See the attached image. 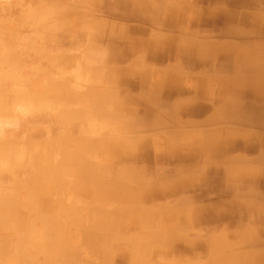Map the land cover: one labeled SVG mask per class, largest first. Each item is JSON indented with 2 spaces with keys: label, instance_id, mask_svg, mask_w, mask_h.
I'll return each mask as SVG.
<instances>
[{
  "label": "bare ground",
  "instance_id": "bare-ground-1",
  "mask_svg": "<svg viewBox=\"0 0 264 264\" xmlns=\"http://www.w3.org/2000/svg\"><path fill=\"white\" fill-rule=\"evenodd\" d=\"M194 1L198 3L207 2V0ZM230 1L231 3L233 1L235 5L239 3L249 6L256 4V0ZM101 6L102 5L95 6L97 9H95V7H92L93 9L90 8L88 14L93 10L95 12L99 11ZM130 7L131 11L126 15L127 17H130L131 20L142 18L147 19V17L151 18L149 15L136 13L135 4L132 5L130 3ZM181 8L183 9L184 14L189 15V18L191 19L198 14L197 11L184 6L180 7V10H177L176 6L167 9L162 25H164L168 31H174L175 29L180 31V28L183 25ZM239 9V7H235L234 12L228 19L212 14L206 16L203 15L199 19L205 17L206 19L204 20H206L207 23H222L225 24L226 28L227 26H231L229 27L231 29H223L221 31L223 34H237L240 37H244L245 40L248 39V35L260 37L264 30V23H262V19L259 18L262 16L245 14L240 18V15L238 14ZM87 15L84 17H79L77 15L75 18L73 10H68L67 8L64 10L60 9L58 12L56 9L50 10L47 15V20L52 26L46 31V36L51 37L55 35L56 31L59 29L70 28L79 35L80 31L84 29V27H87L89 29V33H87V35L90 36L89 39H93L95 34H98L100 35L102 43L105 44V47L108 44L115 45L116 42L118 43V38L114 31L110 30L108 31L109 33L106 32V29H104L105 27L101 26V22H98V25L93 27L96 24L93 23V21H90L91 18H86ZM169 16L172 17L171 20H168ZM23 18L26 21L29 20L26 14H23ZM151 20L158 22L159 17L155 18L153 16ZM30 23H32L31 20ZM33 23H35L34 20ZM190 25L192 27L196 26L195 23ZM192 27L186 29L184 32L191 33ZM238 28L242 29L238 31ZM71 33L69 34L66 32L63 37L70 38L72 37ZM185 43H190V45H185ZM74 45L75 44L72 45V48L74 49L80 47V45ZM165 46L173 47V50L169 51L166 55L163 52ZM190 47L192 49H189L190 51L187 52ZM82 48L83 51H86L84 47ZM108 49H110V51L106 57H104L105 61L113 59L114 56H116V58L120 57L119 55L121 52L113 55L114 49ZM144 49L148 51V55L144 54ZM125 51L126 54H124L126 56H124V58L127 62H129V60L133 61L140 59V57H148L147 60L152 61L154 64H158L164 60L171 61L175 59L185 62L188 66L195 68H203L205 64L199 62L194 65L192 58H196L199 53L210 54L213 61L220 64L219 66L223 72L232 71L241 76H238L237 79H230L223 77L215 78L213 75L207 78L193 77L189 75L188 79L191 80V84L194 86V90L191 93L192 95H189L187 94V90L171 84L172 82L169 81L168 75H166L165 72H162L161 75L157 74L158 77L153 76L150 72L147 75L138 73V77L141 76L139 79L137 78V75L133 73V77L138 80L134 82L132 81L133 79L129 78L128 73H126L127 70L125 72L122 71L124 76L120 72L118 74L119 78L126 86H129V90L123 91V93L119 95L120 98L118 101L123 104L136 102L146 106L140 108L138 111L125 110L123 108H118L117 105H113L116 102L115 97L113 100L101 97L100 95L94 98H89L84 96V94L77 93L76 96H78L79 102L76 109L63 115L58 113L53 119V124H59L64 128L66 134L64 141L62 140L64 144L71 145L72 143L79 142L80 138H73V136H82L79 153L77 150L69 152L67 156L68 158H66L67 161L58 166V172H68L71 174V183L80 186L81 190L86 194V200L90 202H93L96 199L94 188L103 186L99 180H93L95 172L98 171L100 175L107 174L111 176L115 181L107 186L108 189L111 190L108 201L111 204L110 206L116 205L119 209L104 210L96 208L82 213L74 205L65 207L60 204L61 207L55 210H52L53 208L49 210L48 207L44 206L48 202H43V191L40 193V196L37 195L38 192L34 193L29 210H26V207L23 208L15 204L11 205L8 211L4 210V214L0 215V238L3 241L9 240L5 236L9 237L10 234H13L12 238L15 244V252H18L17 254L15 253V258L8 260V263L5 261V264H44V262L39 261L41 254H48L53 258H56L65 252H68L67 256H64L65 258L63 262L57 261L58 264H78L77 258L79 259L81 256L80 252H82V248H86L90 252H99V256L104 257V251L112 242L114 244L116 243V245L118 244L122 246L123 249H127L130 252L142 249L143 244L145 243V247L148 249V255L150 253L159 254V259L155 260L156 264H164V255L174 251L173 246L168 244V242H165L164 238H167V235H169L168 232L174 231V228L179 226V224L175 221H171V218L167 220V217H170L171 214L157 216L156 214L149 213L145 209V205H155L154 208L157 209L162 205L165 197H173L176 193L179 195L167 199L164 201V204L170 206L171 204L176 203L204 200V198H206V193L212 192V189L218 191L219 195H224L223 193L229 192L232 194V197L246 193L249 190H251V192H260L264 190L263 169L252 165L242 166L236 163L240 159L241 153H243L245 147L252 148L261 158L264 157V134L263 136H251V134L247 133L248 130H238L237 128H233L235 126H228L224 123L228 120L239 122V117L244 114L245 108L250 106L253 109H258L257 112L253 114L254 121L259 125L264 126V76L261 77L258 76L261 74L253 73L254 71H257L258 68L263 67L260 63L261 60L258 61L257 58H261L262 61H264V42L256 40L255 45L252 47H238L237 45H233L231 47L223 48L219 46L216 49H213V51H209L206 46L195 49L191 46V42H188V40H182L181 43L178 41L176 35H169L167 38L163 39L161 43H155L149 48H146L144 44L129 43L127 44ZM96 54L89 55L83 53L82 57L84 58L80 61L84 64L81 65L77 72L69 69L66 65H49L48 67L51 71V76L49 77V85L47 89L36 90L38 93H36L37 97L34 96L35 99L32 97L27 98L29 92L28 96L25 98L26 100L29 99L28 101L31 102L30 107H28L29 111L32 112L31 114L44 115L49 108H52L54 103L58 102V100H56L53 104L51 103L56 99L54 97L57 96L58 91L65 90L67 93H73L76 92L77 88V92H79V89L85 88V85L87 84H89V86L92 85L93 87V85L96 84L95 82H97L94 77L98 76V70L90 68L97 67L98 63L96 61ZM257 62H259V64ZM13 71L14 70L11 68L10 70L7 69V72L0 71V98L4 93V85H6L4 83L9 80H17ZM111 72L113 73V71ZM111 72L109 71L107 73L111 74ZM248 73L251 75H246ZM86 74L88 82H86ZM57 76L60 77V79H58ZM149 76L152 77L153 81L149 82ZM207 79H211V84L207 85ZM115 81L117 83V80ZM24 84L26 85V83ZM102 84H104L103 87L110 86L107 80ZM96 88L98 89V87ZM161 90H164V101H161L159 96L156 95L158 94L157 92H161ZM208 90H210V92H208ZM97 91L98 90H96V92ZM25 95L26 93L20 96L24 97ZM47 96L51 97L53 100L49 102ZM186 96H195L203 102H200V104L192 103L188 105H184V103L180 102H169L175 97L181 98ZM206 101H209V104ZM8 103L7 106L6 100L4 103L0 102L1 113L8 111L10 101ZM157 104L162 105L160 109H156ZM216 108L217 111H215ZM209 123H212V126L216 123H223L225 125H215L216 127L183 131L184 128H191L192 126L200 127L201 125ZM176 127H181L182 129L178 130ZM49 131L50 128H48V132ZM134 132L148 134L156 133V135L149 139L143 140L141 138L142 141L138 142L134 137L129 136V134ZM99 133H104L105 135L100 136ZM4 140L6 141V139ZM8 141H10V139ZM148 149L153 150L155 154L154 160L157 159V162H160V164H162L163 161L171 162L172 164H178L179 161H190L194 167H199L201 165L203 172L201 171L198 177L184 176L177 180L166 181L161 185H157L159 188H141L138 184L142 182L139 179V177H141L142 168L144 167L142 158L147 156L146 153ZM76 155L78 156L77 158H75ZM39 161V159L30 155L28 147L22 146L16 148L8 146L7 144H0V170H2V172H9L20 165L22 167L27 165H38ZM229 162L231 165H226V163ZM44 166V163H41L40 166L38 165L39 170L37 172L38 175L36 176L47 182L44 176L46 174ZM205 173L207 175L204 176ZM121 177L122 179L130 178V180L127 181L128 183L116 181ZM131 179L139 180L140 183H133ZM200 179H204V181H202L203 188L198 192L196 190L197 188H194L193 185ZM34 183V180L28 182L30 186H34ZM226 198L227 201L213 202L208 205V208H197V211L204 215L201 218L199 215L197 216L196 214L194 215V213H191L189 215L191 228L193 229L196 227V229L200 231V234L206 236L208 233H211V231H215L216 233L222 231V229L226 227H240L249 222H251L250 225H252L253 222L258 223L259 225H264V213L262 208H258V205L255 202L244 199ZM27 216H29V219ZM31 216L34 217V219H32ZM48 216L49 219H46ZM38 217L40 219H35ZM200 221L207 223L205 228L200 229L201 226L199 228H197L198 225L195 226L196 222L201 224ZM13 223H15V225L18 224L16 230H11L9 226L7 227L8 224L11 225ZM137 224L150 230V234L152 233V235L156 237L154 238V242L153 240L150 242L145 240L147 239L145 237V239H137L140 238L139 236L136 237L134 243L125 245L121 244L120 241L123 238L122 235L130 233H135L136 235L139 233L137 230ZM164 224H167L166 226L169 229L167 232L162 229V226H165ZM36 229L45 230L50 239L60 242L63 245L57 246V244H47L43 238H41V241L43 240L44 244L36 247L34 245L31 246L23 243L24 240L22 236L26 235V238L28 239L31 237L33 238V233ZM99 232L102 235L98 236ZM73 234L79 242L78 249H72L68 243V235L72 236ZM221 234L222 235L218 239L214 238V240L211 241V245L210 242L207 244L208 250L212 252L214 251V253L209 256L205 264H264V250H260L253 254L250 253L251 255L245 253L242 249H240L241 252L238 253H236V250L234 254L221 251L222 248L229 249L232 247H240L249 243L260 244L264 241V230L248 229L244 231L238 230L236 232H224ZM170 236L172 237V234ZM39 240L36 238L33 241ZM7 243L8 242L5 241V244ZM257 247L258 246H256V248ZM204 248L206 247H202V249ZM20 251H23L21 255L19 254ZM174 253L177 254L178 252L175 251ZM144 256V254L138 251L135 258H137L138 261H142ZM173 258L174 259L171 258V260H175V263L178 264V258ZM151 264L153 263L151 262Z\"/></svg>",
  "mask_w": 264,
  "mask_h": 264
},
{
  "label": "rangeland",
  "instance_id": "rangeland-1",
  "mask_svg": "<svg viewBox=\"0 0 264 264\" xmlns=\"http://www.w3.org/2000/svg\"><path fill=\"white\" fill-rule=\"evenodd\" d=\"M66 1L67 0H44V1L43 0H0V71L7 72V69L10 70L11 68L14 70L13 72L17 79L15 81L9 80L4 83L6 84L4 85L5 87L4 93L2 94L1 97L2 99L0 98V102L2 103H4L6 100L7 106L9 104L8 102L10 101V107L8 111H5L3 113L0 112V144L3 143V144H7L8 146L16 147V148L22 146L28 147L30 155L40 160L38 165L40 166L41 163L45 164L44 167L46 170L45 171L46 174L44 176L45 179L47 180L46 182L45 180H41L38 176H36L38 175L37 172L39 170L37 164L27 165L23 167L21 165L19 166L18 164L19 167L17 168L20 167L22 168L20 169L14 168L9 172H2V170H0V173L1 174L3 173L2 175L0 174V179H2L0 180V215L4 214L3 213L4 210L8 211V209H10V206L15 204L23 208L26 207V210H29L34 193L38 192L37 195L40 196V193H42V191H43L42 195H44L43 202L45 201L48 202L44 206L48 207L49 210L52 208H53L52 210H55L61 207L60 204H62L65 207L74 205L82 213H85L87 210L96 209V208L104 209V210L119 209L118 206L116 205L110 206L111 204L108 201L109 196L111 194V190L108 189L107 186L112 184L113 181H115L111 176L107 174H104L102 176L97 174L98 176L97 175L93 176L94 177L93 180L95 181L99 180L103 186L94 188V193H96V199L93 202H90L86 200L85 198L86 194H84L85 192L81 190L80 186L71 183L72 181L71 174H69L68 172H61V173L58 172V166L64 164V162L67 161L66 158H68L67 156L69 152H73L74 150H77V152L79 153L81 148L80 141H82V136L72 135L73 138L79 137L80 141L78 139L79 142H75L74 144L73 143L71 145L64 144L63 141L66 135L64 132V128L59 124H53V119L54 116L58 113L63 115L66 114L67 112H71L76 109L79 102L78 96H76V92L78 91V88L76 89V92H73L75 93L74 95L73 94L71 95V93H67L65 90L58 91L57 96L59 98L55 96L54 98L56 99H54V101H52L53 99L51 97L47 96L48 97L47 100L49 102L52 101L51 102L52 104L53 102H56V100H58V102L54 103L52 108H49L47 112L44 113V115L31 114L32 112H30L28 109V107H30L31 102L28 101L29 99L28 100L25 99L28 96V92H29V96L27 98L29 97L34 98V96H36V93H38L36 92V90L47 89L49 85V77L51 76V71L48 67L49 65H59V64L66 65L69 69L75 72H77V70H79L80 68L78 61L80 57V50H79L80 47L76 49L72 48L73 44H75L74 46L80 45V39L78 34H76L70 28V29H59L56 31L55 35L51 37L46 36V31L52 26L51 23H48L47 20L48 18L47 15L49 11L56 9L58 12L60 9L64 10L66 8H71L72 7L70 4L71 2L79 3V0H74V1L69 0L65 4ZM23 14H26L29 20L27 21L24 20ZM30 20L32 21V23H30ZM33 20L35 23H33ZM110 21L107 24H111ZM66 32H68L69 34L71 33L72 37L64 38L63 36H65ZM248 36H247L248 39L245 40L246 43L254 46L256 42L255 36L254 37L251 35ZM251 38L255 39L254 44H251L249 42L251 40H254ZM87 41L90 40L87 39ZM185 45H190V43H185ZM203 46L205 45L202 46L199 45V47H203ZM58 79H60V77H58ZM24 83H26V85ZM25 93L26 95L24 97L20 96ZM257 110L258 109H253L250 106L246 107L244 114L239 117L240 118L239 122L235 120H228L224 123L227 124L230 122H236L242 125H247V124L259 125L253 119L254 118L253 114H255ZM48 128H50V131L52 133L50 131L48 132ZM243 128L251 131H259V132L264 131L263 128H257L253 126H245ZM238 130L246 131L241 128H239ZM247 133L254 134L255 136H259V134L256 132L252 133L247 131ZM99 135L102 136L103 133H99ZM4 139H6V141ZM9 139L10 141H8ZM77 157L78 156L76 155L75 158ZM245 159L254 160V161L262 160L264 163V157L261 158L259 154L250 147L248 148L245 147L243 149V153H241L238 162L245 161ZM142 161L144 167L142 168L141 177H139V179L140 181H142L141 183L145 184V182H150L151 178L149 176L146 177L143 174V171L147 168L148 164L152 163V161L148 160L146 157H143ZM155 161L157 165L160 164V162H157V159ZM229 164L230 162L226 163V165ZM154 166L155 165L153 164L151 167H148L146 170L147 173L152 174L153 171L155 170ZM159 166H161V164ZM188 167L189 168L193 167L190 161H185V162L179 161L178 164H172L171 162H167V169H162L161 171L158 170L160 173L159 176L166 178L175 174H181ZM121 178L116 181L123 182L124 180L122 181ZM30 180L31 181L34 180L35 182L34 186H30V184H28V182H31ZM126 180H130V178H126ZM131 181L133 183H140L139 180H135V179H131ZM125 183L128 182L126 181ZM212 193L213 191L206 193V198H204V200L209 201L208 198L210 197L214 199L213 200L210 198L212 200L211 203L227 201L226 197L235 198L239 200H243V199L250 200L252 202H255L258 205V208H262V211L264 213V190L260 192L257 191L251 192V190H249L248 192L243 193L241 195H235V197H232V194L229 192L223 193L224 195H219V192L214 190V194ZM178 195L179 194L176 193V195H174L173 197H176ZM173 197H165L163 199L162 205L168 206L167 204H164L165 203L164 201ZM166 203H170V202H166ZM182 203L171 204L170 206L172 205L176 206ZM198 204L199 206H202L201 205L202 202H198ZM154 206L155 205H153V207ZM145 209L148 212L151 211L150 210L151 208H145ZM166 209H170L169 211L176 212L178 215L181 214L179 215L181 216L180 219L181 221H185L184 218L187 216V214L188 215L190 214L188 213L189 211L185 214H183V212L181 213L180 211L184 210L181 205L177 207H169ZM185 211H187V209H185ZM199 214H200V218L204 216L201 213ZM27 217L29 219V216ZM32 219H34V217H32ZM35 219H40V218L38 217ZM46 219H49V216ZM250 223L251 222L245 223L244 227H241V229L246 230L248 227L251 230H264L263 224L259 225L258 223L253 222L252 225H250ZM14 225L15 223L11 225L8 224L7 227L9 226L11 230H16L18 228V224H16L15 226ZM137 225H138L137 230L140 234L137 233L135 235V233L134 234L130 233V234L122 235L123 238L120 241L121 244L125 245L129 243H134L136 237L139 236L140 238L137 239H141L145 237L147 238V239L144 238L145 240H148L149 242L153 240L154 242V236L152 235V233L150 234L149 229L143 227L142 225L139 224ZM202 226H204V224H202ZM182 227L183 230L180 229L181 232L177 231L176 234H173L174 236L172 238L168 240L165 239V242H168V244H171V246H173L174 251L167 253L163 257L164 264H177L175 263V260H171V258L174 259L173 257L178 258V262H179L178 264H205L209 256H211L214 253L208 250L207 244L210 242L211 245V241L214 240V238L218 239L222 235L221 233L228 231L234 232L236 230V228H233L232 230V228L226 227L222 229V231L220 232L215 233V231H211V233H208L205 237H203L201 234H196L195 232L192 233L188 231L186 226H182ZM227 228L229 229L227 230ZM10 235L9 237L5 236L9 240L3 241L0 238V264L3 263L5 264L8 260H12L13 258L16 257V254L18 253L15 252L16 251L14 246L15 244L12 238L13 234ZM100 235L102 234L99 232L98 236ZM209 236L211 237L207 238ZM68 237H69L68 243L71 246V248L78 249L79 242L74 236V234L72 236L68 235ZM22 238L24 240L23 243H26L31 246L34 245L35 247L44 244L43 240L46 241L47 244H57V246L63 245L60 242L50 239L46 231L40 229L38 230L36 229L34 231L33 238L31 237L30 239H28L26 238V235L22 236ZM36 238L40 240L33 241ZM41 238H43L42 241ZM5 241L8 243L5 244ZM145 246L146 245L144 243L142 249H138L135 252H130L127 249L126 250L123 249L122 246L118 244L116 245V243L114 244L112 242L111 245L109 244L108 248L104 251V257H100L99 252H90L88 249L82 248V252H80L81 256L79 257V259L77 258V263L78 264H151L152 262L153 264H156L155 260L159 259L158 257L159 254L150 253L148 255V249ZM256 246L258 247L256 248ZM202 247H206V248L202 249ZM238 249H242L246 252H249V254L250 253L253 254L257 250L259 251L261 249L262 250L264 249V241L261 242L260 244L249 243L247 245H243L240 248L235 247L232 248L231 251L232 250L235 251ZM138 251L145 255L142 261L140 260L138 261V259L135 258L137 256ZM175 251H177L178 253L175 254L174 253ZM221 251L225 252L227 250L226 249L224 250V248H222ZM21 253H23V251L19 252L20 255ZM67 254L68 252L62 253L61 256L59 255L56 258H53L48 254H41L40 255L41 259L39 258V261L44 262V264H58L57 261L63 262L65 258L64 256H67Z\"/></svg>",
  "mask_w": 264,
  "mask_h": 264
},
{
  "label": "crops",
  "instance_id": "crops-1",
  "mask_svg": "<svg viewBox=\"0 0 264 264\" xmlns=\"http://www.w3.org/2000/svg\"><path fill=\"white\" fill-rule=\"evenodd\" d=\"M68 1L69 0H67L65 2V4ZM71 1H74V0H71ZM224 1L223 0H207V2L205 1L202 3H198L194 0H90V2H89V0H79V3H72L71 2L70 4L72 7L67 8V9L73 10L75 18L77 15L79 17H81V16L84 17L88 14L90 8H92V7L94 8L95 6L102 5L101 8L99 9V11L95 12L93 10L91 13H89L90 15L89 14L87 15L86 18H91L90 21H93V23L96 24L93 27H96L98 25V22H101L102 23L101 26L105 27L104 29H106L105 30L106 32L112 30V31H114V33L116 34V36L118 38V43L117 42L115 43L116 46L108 44L109 46L106 45V47H105V44H103L101 41L100 35L95 34V37L93 39H89L90 36L87 35V33H89V31H88L89 29L87 27H84V29H82L80 31L79 38H80V51L81 52H80V57L78 60L79 65L81 67V65L84 64L83 62L80 61L84 58V57H82L83 53L84 54L86 53L89 55H94L97 53L96 54V61L98 63L97 67H92L90 69H97L98 70V76L94 77L97 80V82H95L96 84H94L93 87H92V85L89 86V84H87V85H85V88L79 89L80 91L76 92V95H77V93L84 94V96L89 97V98H94V97H97L98 95H100L101 97L110 98L112 100L115 97L116 102H115V104L112 103L113 105H115V106L117 105L118 108H123L125 110L138 111L140 108H144L146 106L144 104H138L136 102H128L126 104H123V103L118 101V99L120 98L119 95L122 94L123 91L129 90V88H128L129 86H126L121 81V79L119 78L118 74L120 72L122 73V71L125 72L127 70L126 73H128L129 78L133 79L132 81H134V82L138 81L137 78L138 79L141 78V76L138 77V73H142L144 75H147L150 72L153 74V76L158 77L157 74L161 75L162 72H165V74L168 75L169 81L172 82L171 84L176 85L178 88L187 90V92H188L187 94H189V95H192L191 93L194 90V86H193V84H191L192 83L191 80L188 79L189 75L193 76V77H206V78L213 75L215 78L216 77H223V78L237 79L238 76L239 77L241 76L240 74L234 73L232 71L223 72L219 66L220 64L217 62H214L212 59V56H210V54H200L199 53V55L196 56V58H192L194 65L199 63V62L204 63L205 65L203 68L191 67V66H188V64L185 62L178 61L175 59L171 60V61H165L164 60L162 62H159L158 64L157 63L154 64L152 61L147 60L148 57H144V58L140 57L141 60L140 59H136L133 61L129 60V62H127L124 58V56H126L125 50L127 48V44L133 42V43H137L140 45L144 44L146 48H149L151 45H153L155 43H161L163 41V39L167 38L169 35H174V36L176 35L178 41L181 43H182V40H184V41L188 40V42H191V46L195 49H197L199 47V45H201V46L205 45L206 47H208L209 51H211V50L213 51V49H216L219 46L223 47V48L231 47L233 45H237L238 47H243V46L244 47H246V46L252 47V45L245 43L244 37H240L237 34H231V35L223 34L221 32L223 29L227 30V28H229L231 26H229V27L227 26V28H226L225 24L211 23V22L207 23L206 20H204V19H206L205 17L203 19H199V18L202 17L203 15L206 16V15L212 14V15H219L224 19H228L229 17H231V14L234 12V8L239 7L240 9L238 10V14L240 15V18L243 17V15H245V14L246 15H254V16H262L259 18H261L263 21L262 23H264V0H256V4L251 5V6L245 5L242 3L235 5L233 3V1L231 3L230 0H224ZM229 2H230V4H229ZM130 3L132 5L135 4L136 13H139L141 15H149L151 18H153V16L155 18L159 17V21L155 22V20H151V18H148V17H147V19L142 18V19L131 20L130 17H127V15H126L129 11H131L130 10L131 9ZM184 4H186V5H184ZM126 5L129 8H127ZM174 6L177 7V10H180V7L184 6V7H189L190 9L198 12V14L195 17H193V19H191V18H189V15L184 14L183 9L181 8V10H182V13H181L182 14V21H183L182 24L183 25L180 28V31H182V32L177 31L176 29L174 31H168L167 28H165V26L162 25L164 22V19H165V15L167 13L166 12L167 9L174 7ZM109 7H110V9H109ZM95 9H97V8L95 7ZM160 10H161V12H160ZM78 11H80V12H78ZM106 18H109V19H106ZM168 18H169L168 20H171L172 17L169 16ZM109 21L111 22V24H107ZM256 21H257V19H256ZM193 23H195L196 26L192 27L190 25ZM190 27H192L191 34L185 33L184 31H186V29H189ZM237 27H241V26H237ZM263 28H264V25H263ZM229 29H231V28H229ZM241 29L242 28H238V31ZM179 36H182L183 38L179 37ZM87 39H89L90 41H87ZM251 39H254V38H251ZM255 39L261 40L262 42H264V30H263V34L260 37H255ZM255 39L251 40L249 42L251 44H254ZM89 46H90V48H89ZM82 47H84V49L86 51H83ZM108 48L114 49L113 55H116V53L121 52L119 55L120 57L116 58V56H114L113 59H108L105 61L104 57H106V55L110 51V49H108ZM189 49H192V48L191 47L188 48L187 52L190 51ZM145 50L146 49L143 50L144 54L148 55L149 54L148 51L147 50L145 51ZM172 50H173V47H166L165 46V49L163 50V52L166 55L169 51H172ZM98 51H99V53H98ZM101 55L103 56V58ZM257 55H258V53H257ZM159 57H157V58H159ZM121 58H123V59H121ZM142 59H144V60H142ZM257 60L258 61L261 60L260 63H261V65H263V67L258 68L257 71H254L253 73L254 74H261L258 76L263 77L264 76V74H263L264 73V61H262L261 58H257ZM100 63H102V64H100ZM257 63L259 64V62H257ZM109 71L110 72L113 71V73L111 72V74H108L107 72H109ZM133 73H135L137 75V78L133 77V75H134ZM122 74L124 76V73H122ZM246 75H251V74L248 73ZM86 76H87V74L85 75V78H86ZM104 79L108 81V83L110 85L109 87L108 86L103 87L104 84H102V83L105 81ZM115 80H117V83ZM207 80H208V82L205 81L207 83V85L211 84L210 83L211 79H207ZM151 81H153V79L151 76H149V82H151ZM156 81H157V79H156ZM86 82H88L87 78H86ZM86 86H87V88H86ZM96 87H98V89ZM93 88H95V89H93ZM90 90H91V92H90ZM96 90H98L99 92L98 91L96 92ZM108 90H110V91H108ZM85 91H86V93H85ZM93 91H95V92H93ZM208 92H210V90H208ZM157 93L158 94H156V95L159 96L160 100L164 101V99H163L164 90H161V92H157ZM72 94H75V93H71V95ZM169 102H171V103L180 102V103H184V105H188V104H192V103L193 104H200V102H203V101L199 100L195 96H189V97L186 96V97H181V98L175 97L172 100H170ZM206 102L209 104V101H206ZM156 106H157L156 109H160L162 105L157 104ZM215 111H217V108L215 109ZM212 125H213L212 123H209L206 125H201L200 127L192 126V128H186V129L184 128L183 131H189L191 129L216 127V126L225 125V124L216 123L215 124L216 126L215 125L212 126ZM226 125H230L232 127L235 126L233 128H238V129L241 128L243 130H246L243 128L245 126H253V127L264 129V126H261V125H254V124L242 125V124L236 123V122H230V123H227ZM176 129L180 130L182 128L176 127ZM248 132H252V133L256 132L262 136L264 134V131L259 132V131L248 130ZM134 133L129 134V136L134 137L136 139V141H138V142L142 141L141 138L144 140V139H149L152 136L156 135V133H150V134L143 133V132L142 133L136 132L135 134ZM103 135H105V134L103 133ZM251 136H255V135L251 134ZM146 155L148 156V157L146 156V158L150 159L152 161V163L148 164L147 168L151 167L154 164L155 170L153 171L152 174L147 173V171H146L147 168L143 171V174L146 177L149 176L151 179H150V182H145V184L144 183L138 184V186L141 188L142 187L159 188L157 185H161L162 183L169 181V180H172V181L177 180V179L182 178L184 176L198 177L200 175V172L202 171L201 165L199 167L193 166L191 168H189V167L186 168L185 171H183L181 174H175V175L164 178V177L159 176V174H160L159 171H161L162 169H167V162L163 161L161 166L157 165L156 161L154 160L155 154H154L153 150L148 149ZM248 156H250V155H248ZM236 163L238 165H242V166L252 165L254 167H257V168L264 170V163L262 160L254 161V160L245 159V161L236 162ZM256 165H258V166H256ZM97 174L100 175L98 173V171H96L95 175H97ZM205 175H207V174L205 173L204 176ZM100 176H102V175H100ZM205 179H207V178H205ZM122 181H123L122 183H125L128 180L122 179ZM202 181H204V179L203 180H201V179L197 180V182L193 185L194 188H197L196 190L198 192H200L202 190L201 188H203ZM212 191L214 193V189H212ZM210 198H208L209 201L198 200L195 202H187V203L185 202L182 204H178L176 206L161 205L157 209H155L151 205H145L146 207L145 206L144 207L145 208H151L150 209L151 211H149V213L156 214L157 216H165L166 214H171L170 217H167V220L171 218V221H175L177 224H179V226L174 228V231L168 232L169 235H167V238H164V240L165 239L168 240L174 236L173 233L174 234L177 233V231H179L180 229L183 230V227H182L183 225L186 226L188 231H190L192 233L195 232L196 234H200V231L197 230L196 227L193 229L191 228V226H190L191 224L189 223L190 222L189 215L191 213H194V215L196 214L197 216L199 215V217H200L199 213H201V212H198L197 208H201V207L208 208V205H210L212 202L211 199H213V198H211V199ZM198 202H202V204H201L202 206H199ZM179 205H181L184 209L183 211H180L181 213L183 212V214H185L188 211H189L188 213H190L189 215L187 214L188 217L186 216L184 218L185 221L180 220L181 216H179V215H181V214L178 215L176 212L169 211L170 209H166L169 207H177ZM185 209H187V211H185ZM172 223H174V222H172ZM202 224H204V226H202ZM164 225L165 226H162V229L167 232L169 230L168 227L166 226L167 224H164ZM197 225H198L197 228L202 226L200 228V229H202V228L206 227L207 223L202 221L201 224H198V222H196L195 226H197ZM232 227L236 228V230L234 232H236L238 230L244 231L243 229H241V227H244L242 225L240 227L231 226L229 228H232ZM229 228H227V230ZM248 229H246V230H248ZM171 234H172V237L170 236ZM201 235L203 236V234H201ZM203 237H205V236H203ZM210 237L211 236H209L207 238H210ZM154 238H156V237L154 236ZM251 244H253V243H251ZM242 246H240V247H242ZM240 247L238 246L236 248H240ZM232 248H235V247H232ZM232 248H229L230 250L228 248H224V250L225 249L227 250V251H225V253L229 252V254H234L232 252H236V250L231 251ZM230 251H231V253H230ZM238 252H241L240 249H238L236 253H238ZM244 252L249 253L246 251H244ZM256 252H258V250Z\"/></svg>",
  "mask_w": 264,
  "mask_h": 264
}]
</instances>
